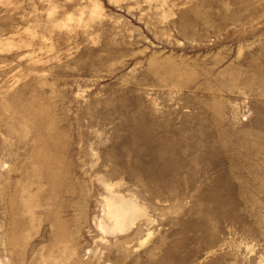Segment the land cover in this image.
Returning a JSON list of instances; mask_svg holds the SVG:
<instances>
[{
    "label": "rangeland",
    "instance_id": "obj_1",
    "mask_svg": "<svg viewBox=\"0 0 264 264\" xmlns=\"http://www.w3.org/2000/svg\"><path fill=\"white\" fill-rule=\"evenodd\" d=\"M0 264H264V0H0Z\"/></svg>",
    "mask_w": 264,
    "mask_h": 264
}]
</instances>
